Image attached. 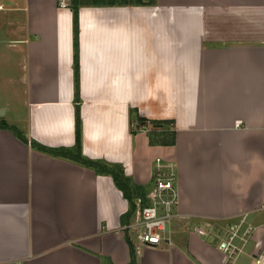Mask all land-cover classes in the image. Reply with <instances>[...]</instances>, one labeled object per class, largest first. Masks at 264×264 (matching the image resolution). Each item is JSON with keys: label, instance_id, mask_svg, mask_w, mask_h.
<instances>
[{"label": "crops", "instance_id": "1", "mask_svg": "<svg viewBox=\"0 0 264 264\" xmlns=\"http://www.w3.org/2000/svg\"><path fill=\"white\" fill-rule=\"evenodd\" d=\"M120 3L79 9L78 107L85 158L147 192L157 159L175 168L171 244L136 264H264V0ZM74 52L71 0H0V89L22 113L5 122L27 141L0 130V264L131 261L113 179L35 148L75 146ZM131 110L174 121L175 146L133 136Z\"/></svg>", "mask_w": 264, "mask_h": 264}, {"label": "trees", "instance_id": "2", "mask_svg": "<svg viewBox=\"0 0 264 264\" xmlns=\"http://www.w3.org/2000/svg\"><path fill=\"white\" fill-rule=\"evenodd\" d=\"M94 5H89L90 2ZM125 6H146L153 4L154 0H71V9L73 12V33H74V77H75V99L77 103L75 118V146L72 149L51 150L49 148L35 145V148L47 155L66 159L74 164L94 171L97 175L110 176L117 188L123 193L124 198L128 201L130 209L123 219V226L131 219L135 210V199L144 197L146 190L133 184L125 175L121 165H110L102 161H93L82 155V122L80 116L79 104V56H78V35H79V9L83 6H115L116 2ZM130 132L133 136L141 131L147 133L149 145L152 147H172L176 144L175 123L171 120H148L139 116L137 110H131ZM0 130H10L17 138L27 142L19 134V131L8 125L5 121L0 122ZM127 239V238H126ZM130 248L131 261L129 264H136V254L133 245L127 239Z\"/></svg>", "mask_w": 264, "mask_h": 264}, {"label": "built area", "instance_id": "3", "mask_svg": "<svg viewBox=\"0 0 264 264\" xmlns=\"http://www.w3.org/2000/svg\"><path fill=\"white\" fill-rule=\"evenodd\" d=\"M66 6L67 0H60V7ZM236 126L239 127V123ZM155 165L154 186L146 191L144 197L135 199L134 213L122 228L123 234L133 245L136 256L140 254L142 247L153 248L162 243L171 244L170 228L178 205L176 172L172 164L159 159L155 161ZM238 231L239 226H234L229 228L226 235L221 236L220 248L230 259H234L242 251L234 243ZM250 232L251 228H248L245 235ZM241 240H244L243 237Z\"/></svg>", "mask_w": 264, "mask_h": 264}, {"label": "rangeland", "instance_id": "4", "mask_svg": "<svg viewBox=\"0 0 264 264\" xmlns=\"http://www.w3.org/2000/svg\"><path fill=\"white\" fill-rule=\"evenodd\" d=\"M123 1V0H122ZM120 2V1H119ZM5 83H4V81H2L1 79H0V87H2V88H5ZM9 95H11L10 93H7V92H2V90L0 89V121H6V122H8V123H12L13 121H10V118L12 117V115H14L15 117H17L18 115H19V113L18 112H20V115L22 114L21 113V107H20V104H18L17 102H14L13 100H11V101H8V98H7V96H9ZM12 97V96H11ZM9 106V110H10V112H8V114L7 115H4L3 114V112L5 113V107L6 106ZM13 107H15L16 109H19V111H17V113L15 114L14 112H12V108ZM3 111V112H2ZM15 122H17V121H15ZM15 125L16 126H14L16 129H18L17 128V126L19 125V124H16L15 123ZM155 168H156V165H155ZM154 184V183H153ZM151 185V187H153L154 185ZM226 228V227H225ZM228 230L229 229H226L225 230V235H226V233L228 232ZM170 231H171V229H170ZM213 231L214 232H220V231H224V230H221L220 229V227H213Z\"/></svg>", "mask_w": 264, "mask_h": 264}]
</instances>
